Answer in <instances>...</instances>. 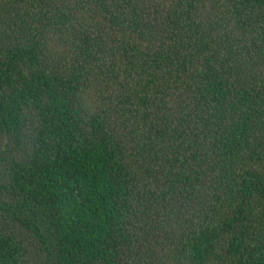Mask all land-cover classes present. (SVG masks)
Returning a JSON list of instances; mask_svg holds the SVG:
<instances>
[{"label": "trees", "instance_id": "trees-1", "mask_svg": "<svg viewBox=\"0 0 264 264\" xmlns=\"http://www.w3.org/2000/svg\"><path fill=\"white\" fill-rule=\"evenodd\" d=\"M0 264H264V0H0Z\"/></svg>", "mask_w": 264, "mask_h": 264}]
</instances>
